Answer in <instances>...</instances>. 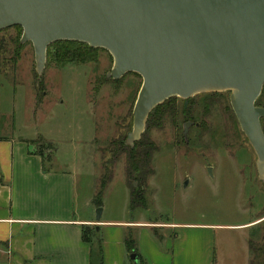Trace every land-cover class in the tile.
Masks as SVG:
<instances>
[{
	"label": "rangeland",
	"instance_id": "374dc122",
	"mask_svg": "<svg viewBox=\"0 0 264 264\" xmlns=\"http://www.w3.org/2000/svg\"><path fill=\"white\" fill-rule=\"evenodd\" d=\"M22 34V28L0 31V136L34 141L49 169L73 174L75 205L83 216L96 219L99 208L101 220L167 223L175 234L190 225L196 236L193 264H206L207 251L213 252L208 264L261 262L256 249L264 240V183L228 92L194 96L186 120L178 98L176 123L166 117L161 129L148 132L158 152L145 209H129L125 156L112 168L98 207L101 179L110 169L103 165L108 147L132 128L142 78H106L113 58L98 49L96 61L83 65L58 68L47 59L39 91L33 45L21 43ZM187 122L192 125L183 137ZM261 125L264 132V118Z\"/></svg>",
	"mask_w": 264,
	"mask_h": 264
},
{
	"label": "water",
	"instance_id": "95a60500",
	"mask_svg": "<svg viewBox=\"0 0 264 264\" xmlns=\"http://www.w3.org/2000/svg\"><path fill=\"white\" fill-rule=\"evenodd\" d=\"M16 26L20 42L33 45L39 80L48 47L61 41L107 51L113 68L106 78H142L124 142L130 147L170 98L187 105L198 94L228 92L264 183V108L256 106L264 86V0H0V31ZM191 125L184 124V137ZM130 259L141 264L135 253Z\"/></svg>",
	"mask_w": 264,
	"mask_h": 264
},
{
	"label": "crops",
	"instance_id": "0c3cea01",
	"mask_svg": "<svg viewBox=\"0 0 264 264\" xmlns=\"http://www.w3.org/2000/svg\"><path fill=\"white\" fill-rule=\"evenodd\" d=\"M32 145L0 136V264H134L128 234L143 264H193L192 226L175 234L167 223L83 216L74 175L49 169ZM96 228V238L84 241V230ZM212 258L207 251L205 263Z\"/></svg>",
	"mask_w": 264,
	"mask_h": 264
},
{
	"label": "trees",
	"instance_id": "16d2710c",
	"mask_svg": "<svg viewBox=\"0 0 264 264\" xmlns=\"http://www.w3.org/2000/svg\"><path fill=\"white\" fill-rule=\"evenodd\" d=\"M14 28L21 29V27L19 26H16ZM97 50L98 49L90 48L86 44L61 41L53 43L48 47L47 59L52 60L58 68L71 64L83 65L96 61ZM36 78L37 87L40 91L43 86L42 80H39L37 75ZM177 99L178 98L175 97L170 98L154 110V113L149 117L147 121L145 132L143 133L141 139L136 142L133 147L127 146L124 143L127 134L111 142L108 147L110 158L107 162H105V164H103L104 167L108 166L107 168L110 169L108 170V173L103 175L101 179L100 190L97 193L95 201L98 207L101 206L100 196L102 195L103 189L113 178V174L111 172L112 168L121 159L122 156H125V174L130 189V209H145L146 203L144 195L147 188V181L150 176L154 175L152 160L155 153L158 152V147L155 145L153 140H151L148 132L154 128L161 129L166 117L171 118L174 124L176 123L175 120L177 114L179 113ZM190 100L188 101L187 105H185V101H183L182 110L180 111L183 117L187 116L188 104ZM256 106L264 108V86L261 95L256 102ZM187 118L189 117H185V120ZM39 153L42 154L41 152ZM134 182L137 183L136 187H133L132 185ZM97 235L98 234L96 232V229H92L89 233L87 232V230L86 232L84 230L83 240L86 242H91L93 236L94 238H96ZM125 245L130 254H137L135 241L131 234L127 235L125 239ZM250 246L254 247L251 241ZM256 252L262 258L259 264H264V240L261 246L257 247ZM140 263L143 264L141 259ZM251 264H254V262H252Z\"/></svg>",
	"mask_w": 264,
	"mask_h": 264
}]
</instances>
